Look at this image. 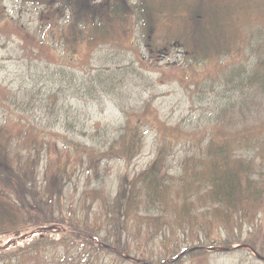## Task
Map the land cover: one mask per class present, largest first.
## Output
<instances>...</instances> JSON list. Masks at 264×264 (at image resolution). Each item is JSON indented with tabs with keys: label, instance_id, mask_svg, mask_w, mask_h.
I'll list each match as a JSON object with an SVG mask.
<instances>
[{
	"label": "trees",
	"instance_id": "trees-1",
	"mask_svg": "<svg viewBox=\"0 0 264 264\" xmlns=\"http://www.w3.org/2000/svg\"><path fill=\"white\" fill-rule=\"evenodd\" d=\"M20 1L38 7L37 28L31 33L24 30L10 18L5 11L4 0H0V32L6 36L17 35L26 46H36L37 53L51 51L53 54L54 46L61 45L62 50L56 56L72 66L89 62L92 52L103 45H112L118 52L130 50L133 53L130 59L139 57L141 46L137 40L144 38L152 59L150 62L160 52H170L172 47L178 46L184 51L187 61L185 72L200 74L205 71V61L220 60L238 47L245 31L246 36L250 32L252 41L256 39L260 46L261 40L254 37L253 32L264 26V0ZM250 43L251 40L247 45ZM139 60L144 62L141 55ZM239 71L238 75L232 70L228 76H221V72L219 78L224 77L227 83L238 76L242 82L241 89L245 90L243 78L250 71L251 74L246 77L250 87L248 93L262 95L264 55L253 60L249 66L241 65ZM88 74L86 72L83 78ZM120 76L118 71L115 76L111 74L101 78L99 82L103 90L108 91L110 86L116 89L123 81ZM82 85L96 89L84 80ZM20 97L18 93L4 94L0 104L10 102L15 106L20 103L22 114L30 109L36 112L37 106L31 102L23 103ZM50 98L51 95L46 98V104L41 102L39 107L46 106L51 111L59 109L58 102L53 101L52 104ZM8 109L10 117L0 120V236L18 238L32 230L58 224L70 229L66 234L69 239L82 243L78 246L81 251L68 261L69 264H95L93 255L98 258L101 252L117 253L121 262L126 261L122 254H130V249L120 238L111 242L107 237L99 238L97 228L86 223L80 226L74 220L71 209L69 214H64L65 189L77 165L85 169L87 164L99 176L101 169L107 171L102 164L108 160L121 157L130 162L138 157L144 146V128L151 124L165 139L159 155L138 174L131 177L122 174L114 197L104 194L103 188L86 189L85 194L92 198V204L99 199L109 220L126 223L134 219L138 229L146 226L153 236L168 227H195L209 234L214 228L218 231L225 229L235 235L240 234L246 221L254 228L252 233L261 229V218L264 216L262 120L260 125L246 124L242 128L233 123L229 129L221 124L211 126L206 135L197 140L194 149L181 160L179 170L173 173L167 152L173 140L182 136L188 139L190 135L188 131L185 133L177 127H169L153 111H128L122 133L102 140L103 144L96 146L68 141L62 148L64 151L60 149L57 155V140L49 138L47 129L41 123L30 121L25 114L15 118V111ZM245 147L250 151L245 152ZM53 149L57 155L55 159L49 156ZM44 153L47 160L40 185L39 168ZM45 239L53 242L43 235L21 248H0V264H40L44 257L41 255V244ZM97 239H101L102 245H95ZM238 242L258 251L250 237ZM224 245L230 247L233 243L225 241ZM83 256L88 257L89 262H81L79 258ZM135 256L151 264L143 251ZM187 256L198 264H204L207 259V253L197 248L191 252L168 254L161 264H174L176 260L182 262Z\"/></svg>",
	"mask_w": 264,
	"mask_h": 264
},
{
	"label": "rangeland",
	"instance_id": "rangeland-1",
	"mask_svg": "<svg viewBox=\"0 0 264 264\" xmlns=\"http://www.w3.org/2000/svg\"><path fill=\"white\" fill-rule=\"evenodd\" d=\"M4 2L5 11L24 30L31 33L37 28L38 7L20 0ZM246 32L239 39L238 47L233 48L231 53L220 60L216 58L205 61V71L200 74L196 71L188 72L190 76L184 68L187 63L184 51L178 46L172 47L170 52H160L150 63L151 58L144 38L137 40L141 46L143 63L139 60L140 55L130 59L133 54L130 50L118 52L114 46L104 45L92 53V60L87 66H72L56 56L57 52L62 50L60 43V47L54 46L53 54L51 51L37 53L36 46H26L17 35L6 36L0 32V98L2 99L4 94L18 93L23 103L31 102L37 106L36 112L30 109L22 114L20 103L15 106L10 102L0 104V119L3 121L10 117L9 107L11 111H15V118L25 114L30 121L41 123L47 129L49 138L58 140V155L60 149L64 151L62 148L68 141L75 140L81 144L96 146L103 144L102 140L117 136L125 125L128 111H153L158 113V117L169 127L189 132L188 139L182 136L173 140V145L167 152L168 164L174 173L179 170L181 160L194 149L197 140L202 139L211 126L221 124L229 129L233 123L242 128L246 124L260 125V121H264V92L262 95L248 93L250 87L246 77L251 74L250 71L243 78L245 90L241 89L242 82L238 76L227 82L228 85L224 77L219 78L221 72V76H228L232 70L237 71L239 75L241 65L249 66L253 60L264 55V26L253 32V36L261 40L260 46L256 39L252 41L250 32L248 37ZM250 40L251 43L247 45ZM133 68H137V71H133ZM118 71L121 73L119 79L123 81L116 89L110 86L108 91H104L99 82L101 78L111 74L115 76ZM86 72L89 74L83 78ZM82 80L89 86L93 84L96 89L81 86ZM50 95V102H58L59 109L51 111L46 106L39 107L41 102L46 104L45 100ZM147 114L150 116V113ZM144 131V146L138 157L130 162L121 157L108 160L102 164L107 171L101 169L99 176H96L87 164L85 169L77 165L66 186L64 214H69L71 209L74 220L80 226L84 223L90 224L97 228L99 238L107 237L110 242L114 238H120L130 249L128 261L121 262L116 253L101 252L98 258L93 255L95 264H133L135 262L132 257L139 251L146 254L151 264H161L168 254L176 255L193 246L221 247L211 251L204 250L207 253L204 264H264V260L258 259L252 251L236 248L239 243L235 242L250 237L264 256V216L261 218V229L254 233V228L246 221L240 234L235 235L225 229L218 231L214 228L209 234L195 227H168L153 236L146 226L138 229L134 219L126 223H114L109 220L105 206L99 199L92 204V198L85 194L86 189L103 188L104 194L113 197L118 190L122 174L129 177L138 174L159 155V149L165 139H162L158 129L152 124L145 126ZM262 138L264 139V136ZM244 150L250 151L247 147ZM51 153L49 156L55 159L57 155L54 149ZM43 160L46 163L45 153ZM257 160L260 161L259 158ZM42 177L41 173L38 178L40 184L43 182ZM58 229L59 231L50 233L57 240L49 242L45 239L41 244V255L44 257L40 264H69L68 261L81 251L78 249L81 242L73 243L64 236L68 230ZM38 235L35 233L10 239L0 236V247H23L32 242L33 236L39 238ZM60 238L61 240H58ZM213 239L217 244H213ZM225 241L234 243V249L223 246ZM21 255L22 252L19 253V256ZM80 259L81 262L83 259L89 262L86 256ZM192 260V257L187 256L182 262L176 260L174 264H198Z\"/></svg>",
	"mask_w": 264,
	"mask_h": 264
},
{
	"label": "water",
	"instance_id": "water-1",
	"mask_svg": "<svg viewBox=\"0 0 264 264\" xmlns=\"http://www.w3.org/2000/svg\"><path fill=\"white\" fill-rule=\"evenodd\" d=\"M46 230H49V229H51V228H45Z\"/></svg>",
	"mask_w": 264,
	"mask_h": 264
}]
</instances>
